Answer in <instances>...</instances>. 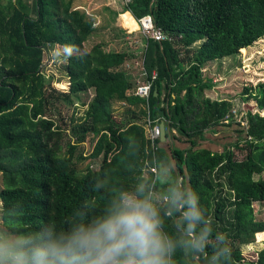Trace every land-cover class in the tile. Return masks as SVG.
Instances as JSON below:
<instances>
[{
	"label": "trees",
	"instance_id": "trees-1",
	"mask_svg": "<svg viewBox=\"0 0 264 264\" xmlns=\"http://www.w3.org/2000/svg\"><path fill=\"white\" fill-rule=\"evenodd\" d=\"M70 4L0 0L3 227L14 236L47 228L49 221L59 228L78 210L87 220L114 189L141 182L165 196L178 173L198 193L214 231L206 255L192 261L178 251L177 264H264V249L254 262H247L241 252L255 234L264 232V221L254 211V204L264 202V180L254 179L264 174V81L241 92V100L253 102L256 109L244 115L241 143L222 151L194 145L205 132L234 119L230 100L205 98L211 81L201 71L208 62L238 54L264 36V0H135L125 11L136 20L150 15L166 38L147 39L142 50L119 52L107 51L103 44L87 49L93 22ZM52 47L64 52L66 92L56 90L42 73L45 52ZM137 55L143 57L146 77L156 75L147 101L129 92L136 85L125 65ZM90 90L94 97L80 103L85 109L78 116L74 101ZM119 103H125L129 115L123 126L112 117ZM63 106L73 110L68 119ZM147 117L153 124L164 120V141L147 139ZM172 129L189 146L173 147ZM85 141L91 149L87 156L81 146ZM166 169L171 176L165 175ZM98 181L105 184L100 191L93 188ZM93 202L99 207L93 208ZM162 216L166 231L175 233L179 214L167 211ZM216 232L227 236L229 259L221 249L212 260Z\"/></svg>",
	"mask_w": 264,
	"mask_h": 264
},
{
	"label": "clouds",
	"instance_id": "clouds-1",
	"mask_svg": "<svg viewBox=\"0 0 264 264\" xmlns=\"http://www.w3.org/2000/svg\"><path fill=\"white\" fill-rule=\"evenodd\" d=\"M104 187L100 181L93 186L96 191ZM153 189L143 182L114 189L96 214L85 220V212L78 210L67 226L57 228L49 221L47 228L17 236L0 229V264H177L178 251L192 261L206 255L214 229L198 193L178 173L165 196ZM167 211L180 216L175 233L165 229L162 212ZM216 240L212 260L221 249L229 259L226 234L216 232Z\"/></svg>",
	"mask_w": 264,
	"mask_h": 264
},
{
	"label": "rangeland",
	"instance_id": "rangeland-1",
	"mask_svg": "<svg viewBox=\"0 0 264 264\" xmlns=\"http://www.w3.org/2000/svg\"><path fill=\"white\" fill-rule=\"evenodd\" d=\"M63 54V50L59 47H52L46 50L42 66L43 75L50 80L51 86L60 92L68 91V80L65 74L61 72L65 64ZM140 56L137 55L125 65V71L132 78L135 85L144 81L141 76L143 73L140 72V67L138 66L143 61V57L140 58ZM201 73L203 78L211 81V88L205 92V98L230 100L233 104L231 113L234 119L232 122L225 121L223 125L214 128L212 132H205L204 136L194 140V145L206 147L213 151H222L224 146L228 148L234 142L241 143L243 141V133L241 132L245 128L244 115L246 112H256L253 102H243L241 100V92L247 85H254L257 82L264 81V36L254 42L252 46L246 48L245 51H239L238 54L233 56L208 62ZM93 97L94 91L90 90L87 94H80L79 99L74 101L78 116H82L85 109V107L80 106V103L89 102ZM124 106L125 103H119L114 107L112 117L117 126H123L129 116L125 114ZM72 111L71 107L63 106L62 115L68 119ZM259 114L262 115L261 112ZM140 118L142 119V117ZM171 132L175 136V138L171 137V145L173 147L184 149L189 146V142L185 141L183 136L177 134L174 129ZM165 140L170 143L168 137ZM89 143V141H85L84 145H81L85 148V156L91 151ZM81 146L77 150V156L82 148ZM74 159L76 160L77 158L75 157ZM86 163L87 161L77 165L80 168L81 165L85 166ZM259 178L264 180V174L254 176V179ZM2 186V175L0 174V190ZM1 204L0 201V206ZM254 211L256 219L264 221V202L254 204ZM0 229H5L1 218ZM262 233L264 232L255 234L252 243L241 247L242 255L247 262H254L257 254L264 249V234Z\"/></svg>",
	"mask_w": 264,
	"mask_h": 264
},
{
	"label": "crops",
	"instance_id": "crops-1",
	"mask_svg": "<svg viewBox=\"0 0 264 264\" xmlns=\"http://www.w3.org/2000/svg\"><path fill=\"white\" fill-rule=\"evenodd\" d=\"M70 3L73 10L84 13L93 22L94 33L85 42L87 49L95 44H103L105 50L115 52L145 48L147 39L139 31L137 20L125 11L123 0H70Z\"/></svg>",
	"mask_w": 264,
	"mask_h": 264
},
{
	"label": "built area",
	"instance_id": "built-area-1",
	"mask_svg": "<svg viewBox=\"0 0 264 264\" xmlns=\"http://www.w3.org/2000/svg\"><path fill=\"white\" fill-rule=\"evenodd\" d=\"M123 1L124 3L128 4L135 0H123ZM137 23L139 26V31L141 32L142 36H144L146 39H151L156 42H162L166 38L165 35L162 33V31L154 25L152 17L150 15L138 19ZM138 66L140 67V72L143 73V75L141 76L144 78V81L141 84L139 83L136 84L135 88L131 91V93L134 97L147 101L151 92L152 83L156 79V75L153 72L151 74L150 79H148L144 71L143 61L142 64H138ZM161 122L164 123V128L166 132L167 128L164 120L162 121L159 120L157 121V123L153 124L148 119V117L145 118L146 137L151 141V143H153L161 135V130L159 128V124ZM150 170L155 172L154 169H150Z\"/></svg>",
	"mask_w": 264,
	"mask_h": 264
},
{
	"label": "water",
	"instance_id": "water-1",
	"mask_svg": "<svg viewBox=\"0 0 264 264\" xmlns=\"http://www.w3.org/2000/svg\"><path fill=\"white\" fill-rule=\"evenodd\" d=\"M244 49H245V48H241L240 51H242V50H244ZM159 128H160V130H161V135H160L159 139H160L161 141H163L164 138H165V128H164V123H163V122H161V123L159 124Z\"/></svg>",
	"mask_w": 264,
	"mask_h": 264
},
{
	"label": "bare ground",
	"instance_id": "bare-ground-1",
	"mask_svg": "<svg viewBox=\"0 0 264 264\" xmlns=\"http://www.w3.org/2000/svg\"><path fill=\"white\" fill-rule=\"evenodd\" d=\"M243 51H245V49Z\"/></svg>",
	"mask_w": 264,
	"mask_h": 264
}]
</instances>
